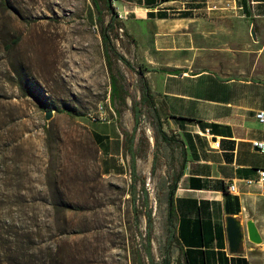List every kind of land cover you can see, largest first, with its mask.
Masks as SVG:
<instances>
[{"label":"rangeland","instance_id":"obj_1","mask_svg":"<svg viewBox=\"0 0 264 264\" xmlns=\"http://www.w3.org/2000/svg\"><path fill=\"white\" fill-rule=\"evenodd\" d=\"M97 2L101 13L93 0H0V264L164 261L168 233L160 200L173 160L153 109L142 106L137 156L147 165L154 153L157 164L152 175H137L136 212L131 173L106 177L100 169L97 144L103 159L110 152L95 134L96 144L90 127L107 141L113 125L90 115L98 117L102 108L109 122L119 114L102 27L110 24L112 43L131 62L145 63L125 10L114 1V8L108 0ZM111 60L134 121L139 75L115 56ZM66 107L73 113L62 111Z\"/></svg>","mask_w":264,"mask_h":264},{"label":"crops","instance_id":"obj_2","mask_svg":"<svg viewBox=\"0 0 264 264\" xmlns=\"http://www.w3.org/2000/svg\"><path fill=\"white\" fill-rule=\"evenodd\" d=\"M113 1L140 36L133 43L149 68L164 129L176 139L172 147L165 142L173 164L160 200L168 233L175 183L172 264H264V151L254 146L264 143L257 117L264 111V0ZM100 123L113 125L107 141L89 126L110 152L103 159L97 144L104 176L153 174L156 154L139 162L130 110ZM233 182L236 192L228 189ZM228 216L239 217L246 231L255 219L263 242L246 238L244 250L233 253Z\"/></svg>","mask_w":264,"mask_h":264},{"label":"trees","instance_id":"obj_3","mask_svg":"<svg viewBox=\"0 0 264 264\" xmlns=\"http://www.w3.org/2000/svg\"><path fill=\"white\" fill-rule=\"evenodd\" d=\"M93 1H94V4L96 5V7L98 9V12L101 13V10L98 7L97 0H93ZM98 19L101 22H103V20L100 16H98ZM112 22L114 23V18H113ZM111 25H113V24H111ZM110 28H111L110 24L108 26H103L102 31H101V35H102V39H103L105 55H106V58H107V61L109 64V68H110V72H111V98H112L114 103H116L117 101L119 102V106H116L117 113H119V115H122V113L128 108L127 96L129 93H128V90H127L125 83L122 80L121 76L118 75L114 71L112 60H111L112 56H115L119 60L123 61L129 68H131L133 71H135L139 75V78L141 81V85H142V87H141V100L140 101H133V113H134V117H135V128H134L132 135H135V133L138 129L140 119L142 116V106L146 105L155 111L157 118H158L159 133L162 136V139L164 140V142H166L169 146L172 147V145L176 142V139H175L174 135L169 134L164 129V123L162 120L161 110L158 107L156 97L153 94L152 89H151L150 84H149V81L146 77V73L149 71L148 66H145L143 64L135 65L123 53H121L117 49V47L112 43V40H111V37L109 34ZM33 94L35 95L34 92H33ZM62 111H66L69 114L73 113L72 110L68 107L62 109ZM124 132H125V134H128V132L126 130H124ZM46 133H47L48 147H49V149L51 148L50 150H52V145L55 141L54 132L51 128L48 127V128H46ZM91 133H92V136H93L94 141H95V135L92 131H91ZM96 144H97V142H96ZM156 159H157V156L155 155L153 170H155V168H156ZM136 174H137L136 172H132L133 177H135ZM176 180H177V176L174 179V181H176ZM136 181H137V177L131 186L132 187V200L134 202L135 212H136V201L138 199L137 189H136V184H135ZM174 190H175V183L171 186V190H170V198H169V205H168V219H167L168 237H167V242H166V251H165L164 261L162 263H156L155 262L154 264H172V247H173V243L175 241L174 226H173V219H174L173 191ZM145 194H146L145 197L148 200V192H146ZM55 206L58 208V206H60V205H59V203H57ZM146 215H147V224H148V227H150L153 223L152 211L148 210ZM177 264H180V262H178Z\"/></svg>","mask_w":264,"mask_h":264},{"label":"water","instance_id":"obj_4","mask_svg":"<svg viewBox=\"0 0 264 264\" xmlns=\"http://www.w3.org/2000/svg\"><path fill=\"white\" fill-rule=\"evenodd\" d=\"M108 3L110 8H114L113 0H108ZM53 114V110H46V119H51ZM246 225L247 231L239 217H227V231L229 234L230 250L233 253H240L244 250L246 238L255 244L263 242V236L255 222V219L250 218L247 220Z\"/></svg>","mask_w":264,"mask_h":264},{"label":"built area","instance_id":"obj_5","mask_svg":"<svg viewBox=\"0 0 264 264\" xmlns=\"http://www.w3.org/2000/svg\"><path fill=\"white\" fill-rule=\"evenodd\" d=\"M257 117L259 118V120L261 122L264 121V111H260L258 114H257ZM90 118L92 120H101V121H108V114L106 112V110L100 108L99 111H98V117H96L95 115H90ZM216 144L218 145V142H216ZM254 146L255 147H258L260 150L264 151V143L261 142V141H255L254 142ZM258 173L260 175L261 178H264V169H259L258 170ZM245 182L247 184H252V183H255V180L253 178H247L245 179ZM228 189L231 191V192H236L237 190V184L235 182L231 183L229 186H228Z\"/></svg>","mask_w":264,"mask_h":264},{"label":"bare ground","instance_id":"obj_6","mask_svg":"<svg viewBox=\"0 0 264 264\" xmlns=\"http://www.w3.org/2000/svg\"><path fill=\"white\" fill-rule=\"evenodd\" d=\"M157 213H158V204L155 206V214H157Z\"/></svg>","mask_w":264,"mask_h":264}]
</instances>
